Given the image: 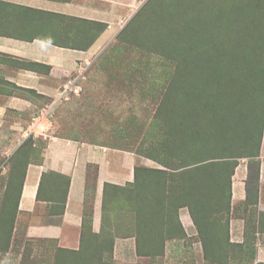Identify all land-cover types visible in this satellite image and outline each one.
Returning a JSON list of instances; mask_svg holds the SVG:
<instances>
[{
    "label": "rangeland",
    "instance_id": "374dc122",
    "mask_svg": "<svg viewBox=\"0 0 264 264\" xmlns=\"http://www.w3.org/2000/svg\"><path fill=\"white\" fill-rule=\"evenodd\" d=\"M45 1L59 10L33 16L40 34L78 56L56 98L0 86L27 101L0 119V264H264V0ZM39 112L49 134L27 136ZM55 136L134 162L104 184L99 232L86 164L77 249L30 234L18 207ZM65 177L43 174L39 226L60 224Z\"/></svg>",
    "mask_w": 264,
    "mask_h": 264
},
{
    "label": "crops",
    "instance_id": "0c3cea01",
    "mask_svg": "<svg viewBox=\"0 0 264 264\" xmlns=\"http://www.w3.org/2000/svg\"><path fill=\"white\" fill-rule=\"evenodd\" d=\"M0 4L5 7L0 10V86L12 84L56 98L61 89V75L69 70V60L74 61L78 53L40 34L42 25L33 16L57 11L59 4L45 0H0ZM24 105L26 100L0 91V119L7 115L8 108ZM89 162L98 165L91 230L100 231L103 186L121 185L129 180L133 159L120 150L88 149L68 138L55 136L46 142L40 160L28 165L19 196V209L32 214L30 234L54 238L58 246L66 249L79 247ZM47 172L66 175L70 181L60 224L39 226L50 204V200L37 197L42 176Z\"/></svg>",
    "mask_w": 264,
    "mask_h": 264
},
{
    "label": "built area",
    "instance_id": "2783aa9c",
    "mask_svg": "<svg viewBox=\"0 0 264 264\" xmlns=\"http://www.w3.org/2000/svg\"><path fill=\"white\" fill-rule=\"evenodd\" d=\"M51 129V120L48 115L43 112L36 113L30 119L27 128L25 129V134L27 136H47Z\"/></svg>",
    "mask_w": 264,
    "mask_h": 264
},
{
    "label": "trees",
    "instance_id": "16d2710c",
    "mask_svg": "<svg viewBox=\"0 0 264 264\" xmlns=\"http://www.w3.org/2000/svg\"><path fill=\"white\" fill-rule=\"evenodd\" d=\"M66 178V177H65ZM67 182H69V178H66ZM39 194V192H38ZM37 194V196H38ZM66 195H67V190L66 193L64 194L63 200L61 201V208H60V215L63 213L64 211V206H65V200H66Z\"/></svg>",
    "mask_w": 264,
    "mask_h": 264
}]
</instances>
